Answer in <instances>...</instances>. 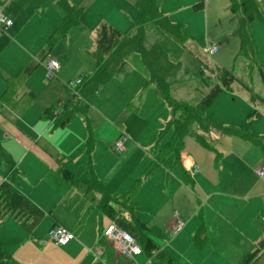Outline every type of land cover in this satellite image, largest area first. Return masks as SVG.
<instances>
[{
  "label": "crops",
  "instance_id": "crops-1",
  "mask_svg": "<svg viewBox=\"0 0 264 264\" xmlns=\"http://www.w3.org/2000/svg\"><path fill=\"white\" fill-rule=\"evenodd\" d=\"M67 1L70 5H77L82 2V0ZM253 1L263 16V20H257L264 23V0ZM169 2L170 0H158L157 5L159 11L172 21L171 16H175L178 13V9L177 4H174V10L171 7L169 8ZM122 3L125 5L122 6ZM196 5H200V7L197 8ZM2 6L3 0H0V9ZM193 7L198 10L203 8V4L195 3ZM46 9H52L53 12L51 13L52 24L48 34L49 44L50 37L57 31L67 16V12L59 4L58 0H9L3 7V13L13 20V26L6 29L0 22V55L11 43L13 37L28 24L31 18L36 14L45 13ZM229 11L231 12V0H229ZM232 15L240 17L242 22L243 17L241 15L237 16L233 13ZM140 17L141 10L136 0H93L83 11L79 24L73 28H79L82 23L97 24L95 35L92 38L94 50L93 41L96 37L97 29L102 24L110 25L117 30L114 25L118 27L120 23H123V18L125 20L127 18L131 26L130 31L126 34H134L136 32L134 25ZM172 22L180 25L184 31L180 23ZM251 23L248 26L249 31ZM153 26L163 32L156 24H148L145 29L146 36L144 40L146 49H150L155 44L160 45L157 42L151 43L149 46L146 45L147 30L149 27L154 28ZM70 31L61 40L67 39ZM259 32L264 35V26L259 29ZM251 35L255 39L253 33ZM212 44H219L221 47L218 42H213ZM92 51L89 53L91 54ZM133 55L135 54L133 53L126 57L127 65L125 70L115 77L128 75L130 58ZM45 56L47 55L43 51L42 60ZM93 60L95 69L92 72H84L79 78L91 75L96 71L97 63L94 58ZM141 62L149 78L146 86L151 85L152 90L153 88L156 90L162 99L160 100V105H164L163 101L165 100L156 86L150 83V74L144 66L142 58ZM36 66L37 63L33 61L32 66L22 69L17 76L21 75L25 70L34 69ZM261 66L259 65V69ZM17 76H10L0 68V77L6 83V88L0 95V100L8 93L6 102H0V112L7 105H10L14 110L22 111L31 102L30 99H26L25 103H22L23 95L15 97L17 90L29 76L22 84L17 86V83H15L10 89L11 85L5 77L15 78ZM106 84L101 85L88 98L77 94V91L80 92L82 83L77 85L73 89L74 91H71L69 84H66V90L71 96L69 102L75 100H81V102L78 106L74 105L71 108L69 102L60 101L57 107L46 108L43 112V118H46L54 128H68L75 114L86 115L90 109L91 97ZM152 90L148 91V93L152 94ZM227 92L232 93L233 90ZM57 109L62 110L58 111ZM47 110H53L56 115L55 118L45 117L44 114ZM171 110L173 116L176 114L180 116L172 108ZM66 116L70 117L69 122L64 127H59L58 123ZM182 119L180 116V119L172 118L171 121H183ZM203 120L207 121V125L196 122L191 124L190 132L185 136L179 154L175 153L171 145H169L174 136L173 128H171L172 134L162 144L156 145L151 152L139 147L132 138H129L123 132L121 123L118 124L119 128L112 137L97 136L95 133L98 128H94L93 133L91 132L93 130H88L89 136H83L81 146H79L80 152L77 154L84 156L85 147L87 148L90 168L85 177L82 176L84 172L76 171L70 167V158L77 157L73 152L74 149L76 150L75 138L71 139L66 147L56 144V141H54L55 143L50 140L43 142L42 149L47 155L51 156L50 159L53 165L51 171H54L56 179L64 180L83 197L84 208L81 214L70 222L62 219L56 211L60 206L63 210H72L73 205L67 199H64L65 196L45 208L40 204L41 207L34 199H29L19 189L16 185V178L19 174L18 162L10 151L5 150L0 145V153L5 169V176L0 185L13 177L16 189L43 212L44 218H48L49 231L55 226H62L75 235V239L66 246L45 242L46 236L41 242L48 244L53 249V252L50 249L52 254H49L42 264H165L156 258V252L150 255L143 248V252L134 256L133 259L124 258L116 252L113 244L102 233L111 223L120 224L103 210V205L107 203L119 211L120 216L124 218V223H131L134 227L137 226L139 230L165 251L166 246H162L163 241L159 242L157 238L168 239L170 237L172 242L169 241V243L177 249L181 260L171 255L168 251L166 252L180 264H241L245 255L254 251L264 238V180L256 173L258 167L264 166V146L261 143V140L264 139V130L258 131L259 134H257L258 132L242 128L238 126L240 125L239 123L236 125L235 122L232 123V126H230V122L224 121L214 124L205 115ZM99 121L101 122L100 125L108 122L107 115L100 113ZM196 127L202 130L199 131L197 129L198 131L194 132ZM168 128L170 127L168 126ZM233 129L245 132L254 141L257 140L258 144L247 138L229 134L228 131ZM122 134L127 137L125 142L126 150L123 153H117L114 149V143ZM40 139L43 140V138ZM102 151L106 153L103 158L105 160H100L97 163L92 155L94 152L98 154ZM114 153L119 155L118 159H114ZM137 154H142V158L134 168V171L123 173L127 167L131 166L134 157L138 156ZM112 158V164L115 166L112 165L110 167L108 161ZM9 163H12V165ZM61 164L67 165L72 172L80 176L88 188L92 189V198L87 197L82 191L72 186L62 177ZM195 167L196 170H193ZM13 170L14 174H11ZM21 214L16 212L14 216L18 218ZM23 215L25 214L23 213ZM176 219L183 222L184 227L177 235H173L172 229ZM120 225L122 226V224ZM126 226L128 227V225ZM47 247L45 246V248ZM259 264H264V255L263 260Z\"/></svg>",
  "mask_w": 264,
  "mask_h": 264
},
{
  "label": "rangeland",
  "instance_id": "rangeland-1",
  "mask_svg": "<svg viewBox=\"0 0 264 264\" xmlns=\"http://www.w3.org/2000/svg\"><path fill=\"white\" fill-rule=\"evenodd\" d=\"M195 3H202L203 8L196 10L193 7ZM174 4H177L178 13L171 16V20L183 26L187 35L185 42L177 43L156 26L149 27L146 37V45L159 43L174 64V69L166 77L171 98L197 105L205 93L220 83V73L228 70L236 78L232 84L233 92L220 91L205 116L214 124L224 121L230 122L232 126L235 122L236 125L239 123L238 126L256 133L263 131L264 83L259 65H264V35L259 29L264 23L258 20L251 23L250 32L255 41L253 45L243 48L238 32L241 18L234 17L229 11V0H170L168 7L174 10ZM51 13L52 9H46L45 13L34 15L0 55V68L10 76H17L22 69L32 66L33 61L37 63L15 94L16 98L24 96L22 103L26 99L31 102L22 111L7 105L0 112V145L10 151L18 162L16 185L19 189L45 208L65 196L64 199L73 205L72 210H63L60 206L56 211L62 219L70 222L81 214L84 208L83 197L64 180L56 179L54 171H51V156L42 149L43 142L56 141V144L66 147L75 138L76 150H72L77 157L70 158V167L84 172L82 176L85 177L90 168L87 148L85 147V157L77 154L80 152L83 136H89L88 130H93V133L94 128H98L95 133L97 136L112 137L121 123L123 132L129 138L139 147L151 152L172 134L168 124L172 118L180 119V116H173L165 101L164 105H160L162 99L156 90L153 88V92L151 85L146 86L148 74L140 56L135 54L130 58L128 75L115 77L94 94L86 115L75 114L68 128H54L43 118V112L48 107H57L60 101L68 103L71 96L65 85L75 83L81 74L95 69V62L89 52L94 48L92 38L97 24L82 23V26L70 31L67 39L50 46L48 34L52 24ZM130 26L127 18H123V23L118 27L114 25L123 34L130 31ZM213 42L220 43L221 48L218 53L210 55L205 51ZM43 51L47 56L42 60ZM50 58L56 59L61 65L51 79L46 68V61ZM202 66L209 72V76L202 72ZM5 88L6 83L0 77V95ZM75 88L69 87L71 91ZM150 90L152 94L148 93ZM80 102L81 100H75L69 103L73 108ZM100 113L107 115L108 122L100 125ZM198 127L194 132L198 131ZM201 130L200 128L199 131ZM261 143L264 146V139ZM257 148L260 150L258 146ZM105 154L103 151L98 154L94 152L92 156L98 163L105 160ZM114 154V159H118L119 155ZM137 155L123 173L134 171L142 158V154ZM112 163L113 158L108 161L110 167ZM4 176L0 153V183ZM1 204L2 201L0 209L3 208ZM31 222L32 217L22 213L18 218L8 214L0 224V242L6 244L4 249L13 263L42 264L52 254L50 249L53 252L48 244L41 242L49 231L48 218L43 217L33 227L29 226ZM170 240V237L157 238V241H163L162 246H166V251L181 260L177 249L169 243ZM7 261L0 260V264L12 263Z\"/></svg>",
  "mask_w": 264,
  "mask_h": 264
},
{
  "label": "trees",
  "instance_id": "trees-1",
  "mask_svg": "<svg viewBox=\"0 0 264 264\" xmlns=\"http://www.w3.org/2000/svg\"><path fill=\"white\" fill-rule=\"evenodd\" d=\"M93 0H82L77 5H70L67 0H58L59 4L67 12L66 18L62 21L57 31L50 37L49 45H55L59 40L65 38L69 31L77 26L83 11L92 3ZM138 7L141 10V17L135 23L134 34H121L118 30L107 24H102L96 33L93 41L95 49L91 52L93 58L97 63L96 71L91 75L82 76V85L80 92L77 94L88 98L95 93L98 88L108 83L113 77L126 68V57L130 54H139L142 58L143 64L150 74V83L156 86L157 90L165 100V102L173 109L175 113L180 114L183 121L173 120L169 123V127L174 129V136L169 143L175 153L179 154V150L183 144L185 136L190 132V127L193 122L207 125V121L203 120L206 110L213 103L218 93L222 90L232 91V84L236 79L234 75L230 74L228 70H223L220 73V83L211 89V91L204 95L202 100L197 105L176 101L170 96V87L166 82L167 75L174 69V64L168 59L164 49L158 45H153L150 49L144 46L146 36V26L150 23L156 24L164 33L173 38L177 43L183 44L187 38L180 25L174 24L169 18L163 15L158 8V0H136ZM200 7V5H196ZM231 12L234 15H241L243 20L238 32L241 36L242 47L247 48L254 44V39L249 31V24L257 19L263 20V16L258 11L253 0H231ZM262 79L264 82V66H261ZM33 68L25 70L21 75L10 78L5 77L11 87L17 83V86L30 75ZM8 99V93L5 94L0 102L5 103ZM45 117L50 119L55 118L53 110H47ZM57 118V117H56ZM70 120L66 116L60 120L59 127H64ZM229 134L237 135L241 138H247L254 141L245 132L237 129L229 130ZM258 144V141H254ZM9 160V159H7ZM10 162V161H8ZM12 165V163H9ZM14 174V170L13 173ZM61 175L72 186L82 191L87 197L92 198V189L88 188L79 175L72 172L67 165L61 164ZM188 182V180H187ZM0 201H2L0 209V224L6 214L17 213L28 214L32 217V222L29 226H35L42 218L43 212L21 192H19L13 182V177L9 181H5L0 185ZM103 210L114 220L118 221L122 228L128 231L136 241L143 246L142 248L147 254L152 255L156 252V258L165 264H180L175 258L168 254L164 249L153 242L145 233L133 226L131 223H124V218L120 216L115 207L107 204L103 205ZM128 225V227L126 225ZM124 226V227H123ZM132 226V227H131ZM143 244V245H142ZM6 244L0 242V260L3 262L11 261V256L7 254L4 249ZM264 255V238L259 243L258 247L245 255L241 264H259ZM17 264V263H11Z\"/></svg>",
  "mask_w": 264,
  "mask_h": 264
},
{
  "label": "built area",
  "instance_id": "built-area-1",
  "mask_svg": "<svg viewBox=\"0 0 264 264\" xmlns=\"http://www.w3.org/2000/svg\"><path fill=\"white\" fill-rule=\"evenodd\" d=\"M9 0H3V6L0 9V22L6 29L13 26V20L7 17L3 13V7ZM219 44H212L207 48V53L210 55L216 54L220 50ZM60 67L59 62L56 59H48L46 61V68L48 70V77L52 78L55 71ZM203 73L209 76V72L203 67ZM82 83V78H79L75 83L69 82L70 87H76ZM127 141L126 135L122 134L114 143V149L117 153H123L126 150L125 142ZM196 170V167L193 169ZM257 175L264 180V166H260L256 169ZM184 227V223L179 219H176L172 229V234L177 235ZM103 236L113 244L116 252L127 259H133L134 256L143 252L142 247L136 241V239L124 228L117 223H111L103 230ZM75 239V235L67 228L62 226H55L50 229L45 242H52L58 246H66L72 240Z\"/></svg>",
  "mask_w": 264,
  "mask_h": 264
}]
</instances>
